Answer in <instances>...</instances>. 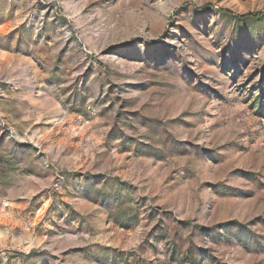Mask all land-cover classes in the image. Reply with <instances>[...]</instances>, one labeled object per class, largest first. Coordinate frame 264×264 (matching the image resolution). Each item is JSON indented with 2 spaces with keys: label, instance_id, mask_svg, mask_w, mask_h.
<instances>
[{
  "label": "rangeland",
  "instance_id": "obj_1",
  "mask_svg": "<svg viewBox=\"0 0 264 264\" xmlns=\"http://www.w3.org/2000/svg\"><path fill=\"white\" fill-rule=\"evenodd\" d=\"M0 264H264V0H0Z\"/></svg>",
  "mask_w": 264,
  "mask_h": 264
},
{
  "label": "trees",
  "instance_id": "obj_2",
  "mask_svg": "<svg viewBox=\"0 0 264 264\" xmlns=\"http://www.w3.org/2000/svg\"><path fill=\"white\" fill-rule=\"evenodd\" d=\"M262 18L261 15L259 14H250V15H247V16H241L240 19L242 20H247V21H250V20H253V21H258Z\"/></svg>",
  "mask_w": 264,
  "mask_h": 264
}]
</instances>
